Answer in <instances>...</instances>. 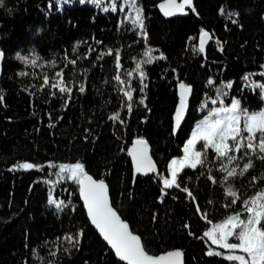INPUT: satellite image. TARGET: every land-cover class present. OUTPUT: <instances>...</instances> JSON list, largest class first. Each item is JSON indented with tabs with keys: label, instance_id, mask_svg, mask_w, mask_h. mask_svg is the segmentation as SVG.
I'll return each instance as SVG.
<instances>
[{
	"label": "trees",
	"instance_id": "obj_1",
	"mask_svg": "<svg viewBox=\"0 0 264 264\" xmlns=\"http://www.w3.org/2000/svg\"><path fill=\"white\" fill-rule=\"evenodd\" d=\"M139 2L144 6L149 42L159 46L154 50L157 54L159 50H164L168 59L158 58L144 65L148 72L147 108L151 111L143 104L134 105L132 114L125 116L126 125L119 127L109 119L111 111L120 110L121 94L113 91L116 87L113 80L114 57L105 55L99 61L95 55L86 57L82 66L88 68V91L75 95L69 106L61 109V100L49 98L47 91L36 88L39 77L31 75L32 72L51 74L53 65H41L39 61L35 67L25 65L15 52L31 55L35 48L45 59L51 60L53 54L62 59L64 47L69 46L70 49L79 39L82 43L76 46L77 52L73 54L69 51V54L80 56L88 44L98 47L90 39L95 34L105 46H124L123 68L120 71L126 75L135 69L136 60L132 58L142 57L146 47L131 21L117 28L116 13L105 12L103 7L91 2L82 5L79 0H73L71 5L62 0V11L56 3L48 9L46 0H6V6L0 7V48L7 52L6 74L0 73V91L6 98L0 102V264H20L22 257L29 255V249L24 247L25 235L30 236L31 248L40 254L38 259L32 258V264H45L51 249L44 240L74 223L85 226L86 234L79 250L69 248L71 255L64 253L57 257L60 264H84L85 260L90 264H117L114 255L103 251L105 242L87 220L74 182L57 181L54 192L58 198L74 203L75 210L68 203L58 208L47 203V192L53 186L42 179L46 175L50 180L55 179V170L48 172L45 166L44 170L12 171L8 167L21 159L43 162L52 158L67 161L86 159L92 174L103 176L109 183L114 206L122 211L130 226L142 234L153 254L181 247L184 264H231L225 258L206 255L207 245L189 235L183 227L184 222L191 218L192 230L200 236L210 224L196 219L182 193L178 192L180 200L168 196L164 202L158 201L159 184L154 174H135L136 181L132 183L134 169L126 148L136 135H144L149 141L153 159L163 171L172 155L181 154L182 143L195 121L207 114L200 104L203 92L211 91V86L205 87L208 74L215 72L218 82L233 77L239 80L248 71L256 73L252 79L261 78L257 66L264 64V0H195L200 16L188 12L174 17L164 16L159 11V0ZM220 4L238 9L244 27L230 24L225 30L226 18L217 12ZM7 6H11L13 11H8ZM123 15L120 13L121 18ZM201 25L214 30L213 36H218L224 44V51L221 52L217 47L220 41H208L206 65H202L204 54L198 48L197 51L192 50L199 43ZM190 36L192 39H189ZM22 69L27 70L24 76L19 74ZM173 69L177 71L173 72ZM177 76L192 83L194 93L189 100L190 110L175 135L172 129ZM132 82L138 91V73L134 72ZM29 85H32L31 90ZM239 88L237 83L230 90L231 95H237ZM242 103L249 111H258L264 109V96L245 88ZM48 111H52L55 117L63 116V119L55 120L54 127L49 125ZM8 116L13 119H6ZM88 116L92 120H88ZM142 116L148 119L142 120ZM85 128L92 129L88 141L83 139ZM113 128L121 133L119 138ZM252 171H264V164L257 163ZM188 174L198 175L192 171ZM241 179L235 181L237 186H241ZM208 187L201 184L199 195L217 201L218 210L214 218L218 220L225 214L219 203L223 193L217 188L210 194ZM130 189L135 193L131 199ZM154 214L157 215L155 220L152 219ZM60 243L63 244V241Z\"/></svg>",
	"mask_w": 264,
	"mask_h": 264
},
{
	"label": "snow or ice",
	"instance_id": "obj_2",
	"mask_svg": "<svg viewBox=\"0 0 264 264\" xmlns=\"http://www.w3.org/2000/svg\"><path fill=\"white\" fill-rule=\"evenodd\" d=\"M48 9L56 3L60 10H63L62 0H46ZM80 4L91 2L93 5L103 7L105 12L117 14L115 22L119 28L126 21H131L136 29L140 41L146 47L143 49L142 57H133L136 60L135 69L123 74L122 48L105 46L104 41L95 37L90 38L98 46L94 48L92 44L87 45L85 52L80 56L70 55L77 52V47L82 43L77 39L73 46L64 47L62 59H57L55 54L51 60L39 55L35 48L31 55H22L20 51L15 52V56L23 61L25 65L35 67L39 61L41 65H53L51 74H39L32 72L31 75L39 77L36 88L48 92L49 98H59L60 108L66 109L75 95L84 94L88 91V68L82 63L86 57L95 55L97 61L102 60L105 55L114 57L115 74L113 80L116 87L113 91L121 94L119 96L118 107L120 110L111 111L109 119L119 126H125V116H130L134 110V105L143 104L147 108L146 89L148 88V72L144 65L152 63L158 58L167 60L168 56L164 50L154 51L159 46H154L149 42L150 33L146 24L144 6L139 0H79ZM71 5L73 0H66ZM6 6V0H0V7ZM8 11H13L11 6H7ZM159 9L167 17L175 14L188 12L200 16V12L195 0H159ZM218 14L226 18L224 28L227 30L230 24L243 28L241 13L238 9L220 4L217 8ZM120 13H124L123 18ZM95 19V16L92 17ZM214 30L207 26L199 27V43L192 50L204 54L202 65L207 64L206 43L210 39L220 41L218 36H213ZM189 39H192L190 36ZM217 47L224 51V44L220 41ZM257 47H260L257 44ZM7 52L0 48V73L6 74ZM210 67V65H209ZM226 67V65H225ZM176 72V69L172 70ZM216 71H219L217 69ZM260 79H252L255 72L248 71L237 80L236 77L218 82L215 72L208 74L205 87L211 86V91L203 92V99L200 108L207 111L202 115V119L195 121L190 134L186 135L182 143L181 154L172 155L166 163V167L161 171L157 162L150 153L148 139L144 135H136L127 147L126 151L131 156V163L134 168L132 183L136 181V173H153L159 184V194L156 199L164 202L165 198L171 196L173 199L186 200L191 208L192 214L197 220L210 224L203 229L200 236L192 230L191 218L186 220L183 227L188 234L201 239L206 245V255L225 258L231 264H264V171L256 173L252 171L257 163L264 164V109L249 111L242 103V94L245 88L257 91L264 96V64L257 66ZM138 73L139 86L133 85L132 77ZM19 74H27L26 69L20 70ZM179 87V100L174 111L173 132L181 129L182 121L190 110L189 99L194 93L193 84L180 79L177 76ZM239 83L237 95H231V89ZM21 87H23L21 85ZM32 85H29V90ZM33 95H36L33 92ZM5 96L0 91V102L5 101ZM50 102V101H46ZM47 116L50 126H55V120L63 119L62 114L55 117L52 111H48ZM12 120L13 117H6ZM43 119V117H41ZM92 120L91 116L87 117ZM142 120H147V116H142ZM83 137L89 140L92 129L85 128ZM116 137L121 133L113 128ZM6 134V133H5ZM198 143L201 144L198 147ZM124 150V149H121ZM47 166L48 172H53L55 179H48L47 175L42 179L50 186L47 192V203L63 208L66 203L75 210V204L66 198H58L54 192L57 181H72L78 187L79 197L82 198L83 208L86 209V218L91 225L95 226L99 235L103 238L105 253L114 255L117 264H184V250L181 247H173L162 250L158 254H153L147 247L146 241L130 226V222L122 215V211L114 206V199L110 197V185L103 176L93 175L88 161L83 158H74L71 161L61 159H45L43 162H33L31 159H21L10 163L8 167L12 170L24 169L44 170ZM192 171L198 175H189ZM217 172L219 174H217ZM241 179V186H237L235 181ZM208 185L211 194L220 188L223 196L219 200L220 206L225 210V214L218 220L214 218L217 201L215 199H205L199 195L200 185ZM31 188V186H30ZM69 189H65L68 191ZM130 191V199L134 198V191ZM27 199L25 203H27ZM153 220L157 219L154 214ZM86 227L79 223L70 224L67 229H62L59 234L44 240L51 251L45 264H60L57 258L64 253L71 255L69 248L79 250L81 241L86 234ZM231 238V239H230ZM25 248L29 249V255L23 256L20 264H32V258H39V253L31 248L29 235H25ZM63 241V244L60 242ZM63 245H67L64 247ZM84 264H90L85 260Z\"/></svg>",
	"mask_w": 264,
	"mask_h": 264
},
{
	"label": "water",
	"instance_id": "obj_3",
	"mask_svg": "<svg viewBox=\"0 0 264 264\" xmlns=\"http://www.w3.org/2000/svg\"><path fill=\"white\" fill-rule=\"evenodd\" d=\"M158 9H159V3H158ZM159 11L163 14V12L159 9ZM185 14H187V13H184V14H175L174 16H180V15H185ZM164 15V14H163ZM165 16V15H164ZM174 16H172V17H174ZM209 41V40H208ZM208 41H207V43H208ZM207 43H206V45H207ZM176 91H177V102H176V104L178 103V100H179V87H178V83H177V85H176ZM191 98V97H190ZM190 100V99H189ZM176 106V105H175ZM174 111H175V109H174ZM183 122V121H182ZM173 126H174V113H173ZM177 132H178V130L176 131V132H173L175 135L177 134ZM129 147H131V145L129 146ZM150 150V149H149ZM129 154V153H128ZM129 158H130V160H131V156H130V154H129ZM134 169V168H133ZM136 174H139V175H153V173H136ZM80 200H81V202H82V198H80ZM85 211H86V209H85ZM94 228H95V226L94 225H92ZM96 230V229H95ZM97 232H98V230H96ZM99 234V233H98ZM102 238V237H101ZM103 239V238H102ZM106 243V242H105ZM183 259H184V257H183Z\"/></svg>",
	"mask_w": 264,
	"mask_h": 264
},
{
	"label": "rangeland",
	"instance_id": "obj_4",
	"mask_svg": "<svg viewBox=\"0 0 264 264\" xmlns=\"http://www.w3.org/2000/svg\"><path fill=\"white\" fill-rule=\"evenodd\" d=\"M200 119H202V118H200ZM199 120V119H198ZM231 239V238H230Z\"/></svg>",
	"mask_w": 264,
	"mask_h": 264
}]
</instances>
